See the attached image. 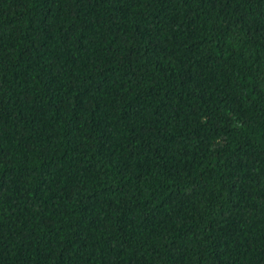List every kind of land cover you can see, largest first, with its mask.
I'll list each match as a JSON object with an SVG mask.
<instances>
[{
    "label": "trees",
    "instance_id": "1",
    "mask_svg": "<svg viewBox=\"0 0 264 264\" xmlns=\"http://www.w3.org/2000/svg\"><path fill=\"white\" fill-rule=\"evenodd\" d=\"M0 264H264V0H0Z\"/></svg>",
    "mask_w": 264,
    "mask_h": 264
}]
</instances>
